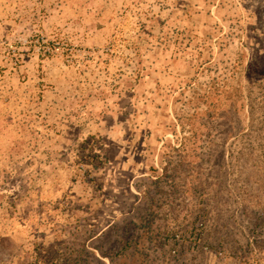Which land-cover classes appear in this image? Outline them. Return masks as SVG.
<instances>
[{"label": "rangeland", "instance_id": "rangeland-1", "mask_svg": "<svg viewBox=\"0 0 264 264\" xmlns=\"http://www.w3.org/2000/svg\"><path fill=\"white\" fill-rule=\"evenodd\" d=\"M0 264H264V0H0Z\"/></svg>", "mask_w": 264, "mask_h": 264}]
</instances>
